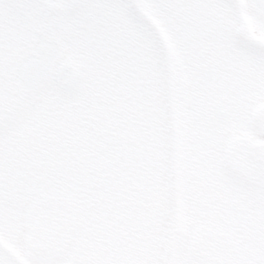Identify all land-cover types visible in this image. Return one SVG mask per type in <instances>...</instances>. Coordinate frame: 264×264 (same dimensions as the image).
<instances>
[{"label":"snow or ice","instance_id":"obj_1","mask_svg":"<svg viewBox=\"0 0 264 264\" xmlns=\"http://www.w3.org/2000/svg\"><path fill=\"white\" fill-rule=\"evenodd\" d=\"M0 264H264V0H0Z\"/></svg>","mask_w":264,"mask_h":264}]
</instances>
